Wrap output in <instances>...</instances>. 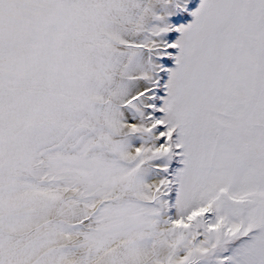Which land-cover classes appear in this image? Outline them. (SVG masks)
Instances as JSON below:
<instances>
[{
    "label": "snow or ice",
    "instance_id": "6c2138e0",
    "mask_svg": "<svg viewBox=\"0 0 264 264\" xmlns=\"http://www.w3.org/2000/svg\"><path fill=\"white\" fill-rule=\"evenodd\" d=\"M0 264H264V0H0Z\"/></svg>",
    "mask_w": 264,
    "mask_h": 264
}]
</instances>
